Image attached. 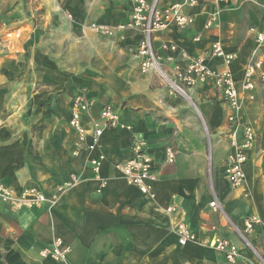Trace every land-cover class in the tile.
<instances>
[{
    "label": "crops",
    "instance_id": "0c3cea01",
    "mask_svg": "<svg viewBox=\"0 0 264 264\" xmlns=\"http://www.w3.org/2000/svg\"><path fill=\"white\" fill-rule=\"evenodd\" d=\"M176 1L162 0V5ZM263 2L230 0L221 7L185 10L195 15L190 28L156 38L161 64L171 71L181 51L206 56L214 42H221L238 56L230 67L242 91L244 66L261 54L251 29L264 32ZM133 6V0H48L36 31L28 22L21 40L0 43L1 180L17 191L36 187L54 203L19 211L0 203V264H229L213 249L181 247L173 231L182 221L200 239L211 238L217 227L239 247L235 264H264L263 79H256L253 100L242 94V116L257 130L259 142L245 166V185L234 189L225 163L233 152L228 107L218 90L199 84L190 99L176 97L133 60L130 50L143 40L139 31L103 40L85 29L92 23L125 24ZM216 11L217 23L207 28ZM163 43L176 45L178 52L162 50ZM209 62L216 70L225 68L220 59ZM84 89L95 101L90 117H99L103 105L112 103L130 127L107 130L91 155L79 150L69 124L73 99ZM135 135L148 141L154 159V198L129 185L119 168L131 156ZM167 147L177 152L173 164L166 162ZM100 155L105 159L97 174L90 159ZM215 198L230 222L209 208ZM170 206L183 213H166ZM249 215L263 224L247 244L234 226L241 228ZM57 238L70 248L67 259L43 258L41 251Z\"/></svg>",
    "mask_w": 264,
    "mask_h": 264
},
{
    "label": "built area",
    "instance_id": "2783aa9c",
    "mask_svg": "<svg viewBox=\"0 0 264 264\" xmlns=\"http://www.w3.org/2000/svg\"><path fill=\"white\" fill-rule=\"evenodd\" d=\"M230 0H177L176 2L163 6L162 0H135L131 19L113 30L108 26L93 24L92 30L112 35L115 32L139 31L143 35L136 58L140 64L141 73L144 75L155 73L172 94L190 99V91L199 84H212L218 90L228 107L227 121L231 127V138L233 139V152L228 156L226 162L227 178L232 188H242L247 176L245 166L251 161V154L258 147L259 134L257 130L249 125L242 116L243 93L248 94L249 99L255 98L256 79L258 76L264 80V32L256 31L257 51L260 56L254 58L244 66L242 91H240L230 66L238 60L237 54L226 52L221 42H214L206 56H192L186 51H181V61L175 62L171 71L165 70L161 64V57L155 47L158 34L173 29L185 30L195 23V15L185 10L200 8L203 4H212L221 7L228 4ZM264 9V2L262 3ZM219 12L209 15L206 23L207 28H212L218 21ZM255 31V30H253ZM20 37V33H17ZM161 49L164 51L178 52L176 45L163 43ZM217 58L223 61L225 66L222 70H216L210 65V59ZM169 61H175L173 56ZM95 105L94 99L90 98L85 91L78 93L72 103L70 126L77 134V146L79 150H86L93 154L101 141L104 133L109 129L128 128L121 120V114L114 104L103 105L99 117H90ZM85 118H89L88 124ZM239 135L242 140H239ZM131 156L119 165L125 181L139 192L150 198H154V186L158 181L153 157L149 154L148 141L137 135L133 136L131 142ZM76 154H79V151ZM177 152L171 148L166 149V162L173 164L176 161ZM105 157L100 155L92 157L90 163L94 172L99 174ZM77 181L78 179L75 178ZM0 203L9 207L12 211L23 209L41 208L53 206L49 197L36 187L25 188L17 191L5 185L0 177ZM213 212L219 213L227 218L220 201L215 198L210 202ZM168 214H182V210L176 206L166 209ZM227 221L230 220L227 218ZM261 223L256 215H249L243 221L242 228L234 226L236 233L247 243L248 233H252ZM214 235L211 238L200 239L192 232L186 222L182 221L175 228L178 243L181 247L189 244L202 245L215 250L221 254L229 264H235L240 258L239 247L230 238L219 233L217 227H213ZM70 248L61 238H57L51 246L41 251L43 258H52L57 261L67 259Z\"/></svg>",
    "mask_w": 264,
    "mask_h": 264
},
{
    "label": "rangeland",
    "instance_id": "374dc122",
    "mask_svg": "<svg viewBox=\"0 0 264 264\" xmlns=\"http://www.w3.org/2000/svg\"><path fill=\"white\" fill-rule=\"evenodd\" d=\"M134 1L135 0H133V4H134ZM47 2H48V0H0V43H3V41H6V43L9 44L10 41L21 40L20 39L21 35L24 34L25 31L27 30V29L25 30V27L28 26V22H30L32 24V26H33L32 28H34V31H36V29H38V27L44 21L45 14H46ZM68 17L71 20H73L72 15H70ZM93 24L102 26V24L92 23V24L85 26V29L89 30L91 33L95 34L97 37H99L103 40H107V39H111V38H115V37L120 38L126 32V31L125 32H115L112 35L101 34V33H97V32L92 30L91 26ZM103 26H108L112 30L116 27V26L114 27L111 25H103ZM20 29H21V33L19 32ZM253 30H255V31H253ZM18 32L20 33V37H17ZM32 32H33V30H32ZM251 32L255 34L256 29L252 28ZM9 45H11V44H9ZM137 51H138V48H136V47L133 48L132 50H130V53L134 57L133 58L134 61L137 60L136 59ZM86 59H87V57L85 58V60ZM137 66L140 69L139 63ZM140 72H141V70H140ZM263 84H264V82H263ZM84 91L87 92V90H85V89H84ZM174 96L180 97L178 95H174ZM211 150H212V147H211V143H210V146H209V165H212ZM226 162H227V159H226ZM209 208L211 209L210 204H209ZM262 224H263V220L261 219V223L259 225H262ZM176 225L174 227V231H173L174 233H175ZM253 232H255V230ZM252 233L247 234V238L249 239L248 240L249 243L250 242L253 243L252 239H251ZM175 235H176V233H175ZM199 246H202V245H199ZM202 247H205V246H202Z\"/></svg>",
    "mask_w": 264,
    "mask_h": 264
}]
</instances>
